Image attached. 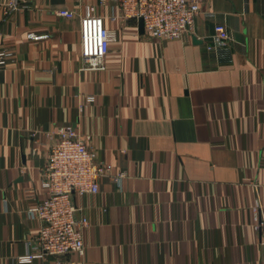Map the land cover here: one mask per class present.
I'll return each instance as SVG.
<instances>
[{
  "label": "crops",
  "instance_id": "crops-1",
  "mask_svg": "<svg viewBox=\"0 0 264 264\" xmlns=\"http://www.w3.org/2000/svg\"><path fill=\"white\" fill-rule=\"evenodd\" d=\"M6 1L0 264H264V0H202L189 37L176 40L113 20L114 3L20 0L6 17ZM87 8L114 34L104 71L83 69ZM68 125L124 177L73 196L88 221L83 257L20 262L40 232L29 210L46 196L47 134Z\"/></svg>",
  "mask_w": 264,
  "mask_h": 264
},
{
  "label": "built area",
  "instance_id": "built-area-1",
  "mask_svg": "<svg viewBox=\"0 0 264 264\" xmlns=\"http://www.w3.org/2000/svg\"><path fill=\"white\" fill-rule=\"evenodd\" d=\"M202 0H100L101 4L114 3L117 14L113 20H143L145 30L156 39L176 40L188 38L195 19L201 10ZM20 0H7L3 4L6 17L19 10ZM61 17L73 18V11H60ZM81 60L86 71H104L106 57L110 52L114 34L107 29L104 19L92 14L87 8L81 18ZM215 36L229 40L224 25L215 27ZM5 53H0V65L5 62ZM52 141L44 170L43 187L46 196L29 210L32 218L41 223L40 232L31 252L20 262L32 261L45 256L76 254L83 257L86 246L83 231L88 226L86 218L77 219L73 196L97 194L100 180L109 177L120 183L124 174L110 175V169L100 162L87 141L79 136L73 126H62L49 132ZM89 139V138H88ZM260 199L254 202L255 219L259 220ZM59 264V263H58Z\"/></svg>",
  "mask_w": 264,
  "mask_h": 264
},
{
  "label": "water",
  "instance_id": "water-1",
  "mask_svg": "<svg viewBox=\"0 0 264 264\" xmlns=\"http://www.w3.org/2000/svg\"><path fill=\"white\" fill-rule=\"evenodd\" d=\"M140 26H141V29L144 28L143 20H140Z\"/></svg>",
  "mask_w": 264,
  "mask_h": 264
}]
</instances>
